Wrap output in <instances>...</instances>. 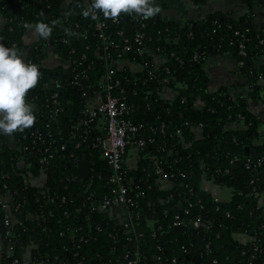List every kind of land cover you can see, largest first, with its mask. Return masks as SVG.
I'll list each match as a JSON object with an SVG mask.
<instances>
[{
  "label": "trees",
  "instance_id": "1",
  "mask_svg": "<svg viewBox=\"0 0 264 264\" xmlns=\"http://www.w3.org/2000/svg\"><path fill=\"white\" fill-rule=\"evenodd\" d=\"M187 1L200 6L206 0ZM242 1L247 11L238 18L215 12L185 23L159 15L148 20L122 15L112 22L98 13L110 42L103 58L95 21L79 9L83 0H72L67 8L63 0H2L0 42L26 51L25 61L37 64L42 78L27 95L34 126L12 135L15 149L0 143V202L11 195L17 220L5 235L0 204V264L13 259L19 264H129L134 259L138 264H264V206L255 195L264 191V141L261 121L247 108L248 100L260 101L264 82V23L257 27L252 13L264 0ZM53 21L59 24L50 39L37 36L32 45L24 44L30 30L25 25ZM65 28L77 35H66ZM137 34L146 48L142 54L135 51ZM51 54L59 62L53 68L45 65ZM220 55L238 63L246 97H233L226 86L208 90L204 68ZM109 67L112 95L131 107L127 119L142 124L150 137L149 128L165 126L139 154L136 168L128 169L127 177L144 192L131 193L129 212L139 220L129 227L110 210H97L112 196L111 170L95 142L96 124L85 142L79 130L85 104L103 96L100 84ZM163 85L174 91L172 98L160 96ZM196 126L199 137L191 130ZM157 159L166 173L175 171V188L157 184ZM79 161L89 163L88 180L80 178ZM41 171L44 189L25 183V175L37 177ZM203 180L227 188L230 199H214L202 188ZM239 235L252 240L244 243Z\"/></svg>",
  "mask_w": 264,
  "mask_h": 264
},
{
  "label": "built area",
  "instance_id": "2",
  "mask_svg": "<svg viewBox=\"0 0 264 264\" xmlns=\"http://www.w3.org/2000/svg\"><path fill=\"white\" fill-rule=\"evenodd\" d=\"M90 6V0H83L82 5L79 7L80 11H84L88 9ZM103 23L98 20H95V30L99 32V37L102 40V51L103 58H106V51L110 46V42L104 36ZM134 43L137 44L135 49L136 53L142 54V52L146 51V48L142 47V36L137 34L134 38ZM243 45H240L241 53L244 54ZM123 51H129V46L125 45L123 47ZM64 67H68V63L63 65ZM147 64H143L142 66L138 65V68L141 69L146 67ZM111 67H109V73L106 75L104 82L101 83L100 87L103 92V96L96 95L93 100L87 104H85L83 108L84 118L79 123V130L82 132L81 138H83V142L87 140V135L89 134V130L92 124L95 125V130L100 132V136L95 138L96 145L101 149V157L107 162L110 167L111 174L108 178V183L114 187L112 190V196L109 198H105L101 203L97 205V210H110L114 216L119 217L121 223L124 226L133 225V221L139 220V216H134L129 212V207L134 204L133 197L131 193L136 191L138 195H143L144 192L139 190V187L136 186L134 177H127L128 169H135L137 166L139 154L144 150V148L153 143L155 136L158 134L164 133V124H162L158 128H149L150 136L144 135L145 127L142 124H135L127 119L128 114L131 112V107L122 99L112 95L113 85L109 83L111 79ZM79 77V75H77ZM173 80H175L172 77ZM166 85H163L160 96L162 97L163 91L165 90ZM177 87H181L180 84H177ZM172 90V89H169ZM57 95H54L53 98H56ZM185 125H188L186 123ZM195 128H199L200 126L192 127L191 130L194 131ZM177 136H181L180 130L176 131ZM182 142V139L179 140ZM49 149L45 148L44 152L48 153ZM130 150L134 151L135 159L134 164L130 165L126 163L127 154ZM157 152L163 151V146H157ZM168 154H172V151H168ZM51 158V155L48 156ZM164 163H166V159L162 158ZM236 161V159L234 160ZM154 172L156 176V182L159 187L163 190H168L175 188L176 184L172 180L174 177V172L166 173L164 168L162 167V162L158 159L154 161ZM40 164L45 163L44 160L39 161ZM247 163L251 164L250 160ZM19 164H23L22 162ZM24 165V164H23ZM260 165V162L258 163ZM181 175V173H179ZM42 178V185L40 188H45L46 175L43 171L39 173ZM25 183L27 184V176H24ZM208 181V180H207ZM212 182L213 181H208ZM214 184V183H213ZM259 197V200L264 206V191L255 194ZM53 200V199H52ZM64 200V199H63ZM11 195L5 194L1 198V208L4 211L2 216V223L5 235L9 236L12 232V227L14 223H17V220L14 218V214L11 211ZM16 207L14 212L17 211ZM177 227L179 225L178 217H175V222L172 224ZM194 226H199L198 223H194ZM241 239L242 242H250L252 239L245 235L237 236ZM3 248L2 243L0 242V250ZM6 253L8 256L12 253V247L8 246L6 248ZM77 257V253L74 255ZM27 262V261H26ZM10 264H19L17 259H13ZM25 264V263H23ZM37 264H51L48 260H41ZM80 264V263H78ZM129 264H138L137 259L130 261Z\"/></svg>",
  "mask_w": 264,
  "mask_h": 264
},
{
  "label": "clouds",
  "instance_id": "3",
  "mask_svg": "<svg viewBox=\"0 0 264 264\" xmlns=\"http://www.w3.org/2000/svg\"><path fill=\"white\" fill-rule=\"evenodd\" d=\"M160 12L155 0H92L83 16L95 21L99 19L98 13H102L106 20L118 22L122 15L148 20ZM57 24L59 21H53L52 25L38 22L25 27L34 30L38 38L48 40ZM64 31L66 35H77L67 28ZM41 78L37 64L26 62L15 45L7 47L0 42V134L12 136L34 126L35 109L27 101V95Z\"/></svg>",
  "mask_w": 264,
  "mask_h": 264
},
{
  "label": "crops",
  "instance_id": "4",
  "mask_svg": "<svg viewBox=\"0 0 264 264\" xmlns=\"http://www.w3.org/2000/svg\"><path fill=\"white\" fill-rule=\"evenodd\" d=\"M72 0H64V7H67ZM157 6L161 8V12L158 14L164 19L174 20L181 23H185L189 20H197L207 16L210 13L221 12L223 14L231 15L233 17H240L246 13L247 8L242 0H206L204 4L200 6H194L187 0H155ZM2 0H0V6ZM254 14V22L257 27H260L264 23V7L254 6L252 9ZM4 21L0 15V29L3 27ZM37 39V35L34 30H29L23 38L25 45H32ZM21 55L23 59H26V51H22ZM160 62V61H159ZM260 63V62H259ZM45 65L53 68L59 65L58 60L51 54L45 61ZM204 72L207 80V88L210 92H216L221 87H228L229 93L233 97L242 96L246 97L248 94V86L241 76L239 65L233 57L229 55H220L211 58L205 68ZM260 101L254 102L248 100L247 108L253 116H256L261 122L259 131L261 133V140L264 141V82L260 81ZM174 91L165 87L163 91V98H172ZM237 123L235 124V128ZM194 134L199 137L201 130L195 128ZM0 143L9 146L10 148H16V142L13 136L0 134ZM135 159L134 151L130 150L127 154L126 163L133 165ZM23 166V164H19ZM42 178L40 176L32 177L27 175V182L33 186L40 188L42 185ZM209 183L207 180L202 181V188L207 191L214 199L219 201H227L230 199V194L218 193L220 198L215 196V192L212 193L208 189ZM213 184V183H212ZM229 191V190H228ZM227 195L228 198L222 197Z\"/></svg>",
  "mask_w": 264,
  "mask_h": 264
},
{
  "label": "water",
  "instance_id": "5",
  "mask_svg": "<svg viewBox=\"0 0 264 264\" xmlns=\"http://www.w3.org/2000/svg\"><path fill=\"white\" fill-rule=\"evenodd\" d=\"M64 74L68 75L69 73L65 71ZM77 169L82 180H88L90 178V167L87 161H79L77 163Z\"/></svg>",
  "mask_w": 264,
  "mask_h": 264
},
{
  "label": "rangeland",
  "instance_id": "6",
  "mask_svg": "<svg viewBox=\"0 0 264 264\" xmlns=\"http://www.w3.org/2000/svg\"><path fill=\"white\" fill-rule=\"evenodd\" d=\"M207 187H208V189H209L210 191H212V193L215 192V196H216L217 198H219V199H221V198H220V195L218 194L219 192L222 193V194H223V193H225V194H230V191H228L227 188L220 187V186H217V185L212 184V183H209V185H208ZM222 197H224V198H228L227 195H225V196L222 195Z\"/></svg>",
  "mask_w": 264,
  "mask_h": 264
},
{
  "label": "flooded vegetation",
  "instance_id": "7",
  "mask_svg": "<svg viewBox=\"0 0 264 264\" xmlns=\"http://www.w3.org/2000/svg\"><path fill=\"white\" fill-rule=\"evenodd\" d=\"M63 4H64V0H63ZM64 7V6H63ZM68 7V6H67ZM67 7H64V8H67ZM56 67V66H55Z\"/></svg>",
  "mask_w": 264,
  "mask_h": 264
}]
</instances>
